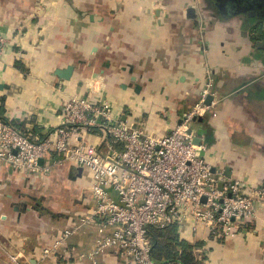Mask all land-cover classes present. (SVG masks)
<instances>
[{"label":"crops","instance_id":"1","mask_svg":"<svg viewBox=\"0 0 264 264\" xmlns=\"http://www.w3.org/2000/svg\"><path fill=\"white\" fill-rule=\"evenodd\" d=\"M35 1L0 0V36L11 35L0 42V110L10 123L44 139L60 123L63 93H85L91 77L122 119L166 134L199 101L213 70V99L193 124L207 159L221 178L264 177V0H46L43 45L34 30L45 21L32 18L29 34L23 24ZM70 64L71 79L55 74ZM101 135L94 128L83 138ZM78 168L30 175L0 159V264H127L116 250L89 255L95 224L69 238V258L42 260L44 247L92 205L89 171ZM260 211L258 222L217 243L197 240L190 226L178 231L198 256L205 248V264H264Z\"/></svg>","mask_w":264,"mask_h":264},{"label":"built area","instance_id":"2","mask_svg":"<svg viewBox=\"0 0 264 264\" xmlns=\"http://www.w3.org/2000/svg\"><path fill=\"white\" fill-rule=\"evenodd\" d=\"M7 36H0L3 45ZM98 82L89 78L85 93H63L60 123L42 140L0 119V159L14 168L30 175H48L61 164L89 171L92 205L44 247L42 260L69 258L68 240L85 225L95 224L99 232L92 258L116 250L127 264H171L154 258L149 226H190L197 240L211 244L259 221L264 177L251 184L218 176L193 127L209 109L213 70L199 101L166 134L122 119ZM94 128L102 132L100 141L84 139Z\"/></svg>","mask_w":264,"mask_h":264},{"label":"trees","instance_id":"3","mask_svg":"<svg viewBox=\"0 0 264 264\" xmlns=\"http://www.w3.org/2000/svg\"><path fill=\"white\" fill-rule=\"evenodd\" d=\"M0 119L10 123L4 116V109L0 110ZM12 125L18 127L15 123ZM148 230L152 240V253L157 261H166L171 264H205L207 252L198 256L194 251L195 246L181 236L177 226L160 228L151 225Z\"/></svg>","mask_w":264,"mask_h":264},{"label":"rangeland","instance_id":"4","mask_svg":"<svg viewBox=\"0 0 264 264\" xmlns=\"http://www.w3.org/2000/svg\"><path fill=\"white\" fill-rule=\"evenodd\" d=\"M56 3H58L57 1H56ZM47 5V3H46V0H37V1H35V3H34V7L32 8V10H28V12L27 13H25V16H29L26 20V22H23V24H25L26 23V26L28 25V22L29 23H31V21H32V18L33 19H37V21H35V23H32V24H34V25H38V23L40 22V21H45V22H43V24H42V26H41V28L40 29H36V30H34V31H36V33H38V34H40L39 36H37L36 35V38H37V42L39 43V44H42V42H43V44H44V40H45V35H46V33H47V30H48V27H50V24H48L49 23V21L47 20L46 21V19H48L46 16H47V8H49L48 6H46ZM62 7V6H61ZM64 7H66V6H64ZM52 10H55V12H57L56 10H58V9H60V8H57V7H55V8H51ZM66 10V9H65ZM67 10H69V9H67ZM60 12H62V11H64V9L62 8V9H60L59 10ZM54 12V11H53ZM53 12H51V14H53ZM60 12H59V14H60ZM70 12H71V10H70ZM72 13V16H74L75 14H74V12H71ZM59 14H56L57 15V17L59 16ZM68 14V13H67ZM74 14V15H73ZM24 16V17H25ZM55 16V15H54ZM66 18H68V17H66ZM31 20V21H30ZM37 23V24H36ZM26 28H28L29 30H28V34L31 32V31H33V29L30 27V26H27ZM42 44V45H43ZM45 47V46H44ZM89 79V78H88ZM90 79H91V77H90ZM65 189H66V187H65ZM34 194H38V196L40 195V193L39 192H35ZM67 201V198L65 199V201H64V203ZM52 209H54V211L53 212H55V213H60L61 211H62V209L60 208V207H52ZM204 250V249H203ZM207 250H208V248H207ZM202 253L204 254V252L202 251ZM200 255V254H199Z\"/></svg>","mask_w":264,"mask_h":264},{"label":"water","instance_id":"5","mask_svg":"<svg viewBox=\"0 0 264 264\" xmlns=\"http://www.w3.org/2000/svg\"><path fill=\"white\" fill-rule=\"evenodd\" d=\"M74 71H75V66L73 64H70V65H68L66 67H63V68H61V67L57 68L55 70V74L57 76H59L60 78H62V79H67L68 80V79H71L73 77ZM212 99H213V96L212 95H209L207 97V103L210 104ZM195 141H197L198 143H200L201 142V138L198 137V138H196ZM42 162H43V160H41V163ZM78 169H79L78 172H80V171H82L83 168L82 167H79Z\"/></svg>","mask_w":264,"mask_h":264}]
</instances>
